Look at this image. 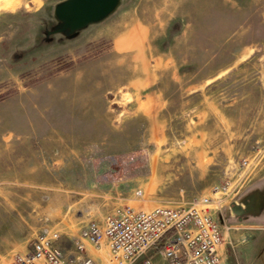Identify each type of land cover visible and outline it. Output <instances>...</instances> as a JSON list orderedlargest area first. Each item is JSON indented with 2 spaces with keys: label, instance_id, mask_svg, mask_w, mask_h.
<instances>
[{
  "label": "rangeland",
  "instance_id": "rangeland-1",
  "mask_svg": "<svg viewBox=\"0 0 264 264\" xmlns=\"http://www.w3.org/2000/svg\"><path fill=\"white\" fill-rule=\"evenodd\" d=\"M68 1L0 0V264L45 227L69 252L119 207L200 197L221 200L225 264H264V0H118L76 31L58 15ZM35 158L50 197L33 201L47 221L30 233L14 159Z\"/></svg>",
  "mask_w": 264,
  "mask_h": 264
},
{
  "label": "built area",
  "instance_id": "built-area-1",
  "mask_svg": "<svg viewBox=\"0 0 264 264\" xmlns=\"http://www.w3.org/2000/svg\"><path fill=\"white\" fill-rule=\"evenodd\" d=\"M247 166L250 162L243 161V167ZM228 191L229 187L217 186L213 192ZM220 203L200 197L176 208L119 207L103 222L86 223L73 241L71 255L61 244L60 232L45 227L30 251L17 254L10 264H102L88 255L90 247L108 250L110 264H225L223 228L211 215L212 207Z\"/></svg>",
  "mask_w": 264,
  "mask_h": 264
},
{
  "label": "crops",
  "instance_id": "crops-1",
  "mask_svg": "<svg viewBox=\"0 0 264 264\" xmlns=\"http://www.w3.org/2000/svg\"><path fill=\"white\" fill-rule=\"evenodd\" d=\"M104 20V19H103ZM102 21V20H101ZM153 83V81L151 82ZM150 84V83H148ZM145 116V115H144ZM259 130L261 131L260 128H263L262 130H264V124H262V127H258ZM27 147H24V151H26ZM15 154L19 153L22 151V149L18 146L14 147ZM30 157L32 156L33 152L31 150H29ZM256 156V155H255ZM34 157V155H33ZM23 163V164H21ZM62 165H58L56 168L59 170H61V177H68V174H64V172H62L64 169L68 168L71 160L67 159V157L63 156V159L61 160ZM251 164V163H250ZM253 165V162H252ZM14 167H23L24 169V177H27L28 180L22 181V180H18L16 183L17 184H22V185H30L32 188L30 190V192L26 195V196H22L20 194L17 195V197L22 196L23 199L25 200H30L32 201V204L34 206V208L32 211V214H28L24 213L23 216H21V220L23 221L22 225L24 229H27L30 233L31 232H35L38 229H41L40 227L43 226V224L45 223V221H47V211L45 209V205L43 204H39V203H34L33 201H44L46 200V198H49V194L47 193V188L45 186H42L43 183H45V181H43V174H46L45 171H43L42 169H45L46 166L43 165L40 161H38L36 158L34 160H24L22 161H17L16 159H14ZM252 167V166H251ZM248 167V168H251ZM63 173V174H62ZM86 174L82 175V177L85 178ZM75 177V178H73ZM79 177L78 174L76 175H71L69 177V179L67 180V182L69 183H78L79 181H82ZM264 178V176H263ZM22 181V182H20ZM15 183V184H16ZM10 198V197H9ZM40 226V227H39ZM68 249V248H67ZM105 254L108 256V251L105 249ZM68 255L74 254V245L71 251L67 252ZM88 255L93 257L94 259H96L97 261H99L100 263H103L104 258L101 255V251H97V250H92L88 248Z\"/></svg>",
  "mask_w": 264,
  "mask_h": 264
},
{
  "label": "water",
  "instance_id": "water-1",
  "mask_svg": "<svg viewBox=\"0 0 264 264\" xmlns=\"http://www.w3.org/2000/svg\"><path fill=\"white\" fill-rule=\"evenodd\" d=\"M118 0H70L58 10L65 28L72 31L105 19L115 9ZM233 211L241 214L243 209L235 205Z\"/></svg>",
  "mask_w": 264,
  "mask_h": 264
}]
</instances>
